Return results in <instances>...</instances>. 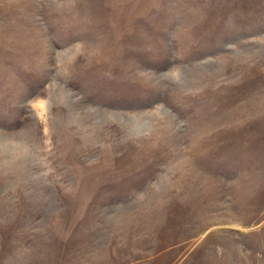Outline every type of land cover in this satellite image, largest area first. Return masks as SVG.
<instances>
[{
    "label": "rangeland",
    "instance_id": "1",
    "mask_svg": "<svg viewBox=\"0 0 264 264\" xmlns=\"http://www.w3.org/2000/svg\"><path fill=\"white\" fill-rule=\"evenodd\" d=\"M0 264H264V0H0Z\"/></svg>",
    "mask_w": 264,
    "mask_h": 264
}]
</instances>
